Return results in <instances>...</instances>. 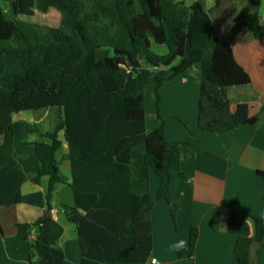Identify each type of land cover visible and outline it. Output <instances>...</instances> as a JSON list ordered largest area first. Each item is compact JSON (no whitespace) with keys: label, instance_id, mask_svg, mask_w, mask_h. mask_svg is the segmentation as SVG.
I'll use <instances>...</instances> for the list:
<instances>
[{"label":"trees","instance_id":"16d2710c","mask_svg":"<svg viewBox=\"0 0 264 264\" xmlns=\"http://www.w3.org/2000/svg\"><path fill=\"white\" fill-rule=\"evenodd\" d=\"M238 1L250 6L251 11L241 16L242 23L252 37H259L263 29L256 10L262 0ZM220 2L216 0L209 11L197 1L185 9L175 0H5L0 4V206L20 203L21 185L27 180L15 151L13 115L49 107L63 113L55 130L43 134L48 142L31 143L39 161L34 179L48 176L49 186L43 215L33 223L17 224L18 236L27 242L30 264H65L63 249L57 246L63 227L51 214L55 186L67 181L57 160L61 130L68 144L74 194V205L62 208L76 225L81 264L143 263L149 258L154 202L149 196V172L152 169L159 177L156 198L165 199L175 221L181 196H172L171 180L174 172L186 178L181 159L194 154L192 143L170 141L165 135L158 111L162 84L199 63L198 128L223 133L239 124L231 116L228 89L251 83L230 44L214 31L212 13ZM50 8L60 12L54 27L17 18ZM152 41L165 44L168 53L156 54ZM147 85L153 87L161 120L150 132L145 130ZM257 173L264 177V171ZM250 217L254 234L237 238V264H260L252 260L251 250L264 244V213ZM134 221L142 222L143 239L135 235ZM32 230L34 238H30ZM198 234L192 224L181 257L194 254Z\"/></svg>","mask_w":264,"mask_h":264},{"label":"crops","instance_id":"0c3cea01","mask_svg":"<svg viewBox=\"0 0 264 264\" xmlns=\"http://www.w3.org/2000/svg\"><path fill=\"white\" fill-rule=\"evenodd\" d=\"M175 1L181 2L185 9L196 1L206 11L216 6V0ZM249 11L250 6L238 0H221L220 7L212 13L216 35L230 44L235 59L251 78L248 86L228 89L231 116L239 124L223 133L198 128L199 63L191 65L185 75H178L162 84L158 111L165 123V135L170 141L192 143L189 148L194 151L193 155L181 159L180 170L186 178L174 172L171 180L172 196H181L177 217L174 221L164 198H156L160 180L151 169L149 196L154 202L150 210V256L143 263L106 264H155L151 261L154 258L156 264H237L234 253L237 238L253 236L254 225L250 216L264 213V177L257 173L264 171V0L256 10L263 29L259 37H252L242 23V14ZM151 49L159 55L169 51L165 44L155 41H152ZM144 107L145 130L150 132L161 123L152 85L145 88ZM251 117L255 118L253 123L240 124ZM62 118L63 113L57 107L13 115L15 151L27 180L21 185L20 203L0 206V264H30L27 242L18 236L17 224L33 223L43 215L49 186L48 176L34 179L39 161L31 143L48 142L43 134L54 131ZM58 139L61 149L57 160L67 181L55 186L51 214L63 227L57 246L63 249L65 264H81L76 225L67 219L62 208L63 205H74L72 168L67 158L69 149L63 130L58 132ZM109 210L110 207H105V211ZM134 222L135 235L143 239L145 228L142 222ZM125 224L127 229L132 225L130 214ZM192 224L199 231L195 252L184 258L172 250L171 245L185 240L188 247ZM34 236L35 230H32L30 238ZM251 258L264 264V244L252 246Z\"/></svg>","mask_w":264,"mask_h":264},{"label":"rangeland","instance_id":"374dc122","mask_svg":"<svg viewBox=\"0 0 264 264\" xmlns=\"http://www.w3.org/2000/svg\"><path fill=\"white\" fill-rule=\"evenodd\" d=\"M5 0L0 1L3 5ZM17 18L31 22L39 26H57L60 21V12L56 8H50L47 12L34 11L33 16L18 15ZM30 111H23L21 113H28ZM17 116V115H16Z\"/></svg>","mask_w":264,"mask_h":264},{"label":"clouds","instance_id":"9594fccd","mask_svg":"<svg viewBox=\"0 0 264 264\" xmlns=\"http://www.w3.org/2000/svg\"><path fill=\"white\" fill-rule=\"evenodd\" d=\"M187 247V241L185 240H178L175 241L172 245L171 248L172 250L176 251V252H181L184 251Z\"/></svg>","mask_w":264,"mask_h":264},{"label":"built area","instance_id":"2783aa9c","mask_svg":"<svg viewBox=\"0 0 264 264\" xmlns=\"http://www.w3.org/2000/svg\"><path fill=\"white\" fill-rule=\"evenodd\" d=\"M151 261H152V263H155V264L157 263V260L155 258L152 259Z\"/></svg>","mask_w":264,"mask_h":264}]
</instances>
